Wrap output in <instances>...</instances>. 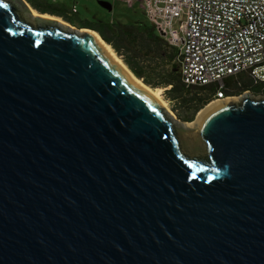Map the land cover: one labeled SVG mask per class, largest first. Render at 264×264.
Here are the masks:
<instances>
[{
	"label": "water",
	"instance_id": "1",
	"mask_svg": "<svg viewBox=\"0 0 264 264\" xmlns=\"http://www.w3.org/2000/svg\"><path fill=\"white\" fill-rule=\"evenodd\" d=\"M73 27L0 0V264H264V97L187 128L191 154Z\"/></svg>",
	"mask_w": 264,
	"mask_h": 264
},
{
	"label": "built area",
	"instance_id": "2",
	"mask_svg": "<svg viewBox=\"0 0 264 264\" xmlns=\"http://www.w3.org/2000/svg\"><path fill=\"white\" fill-rule=\"evenodd\" d=\"M152 24L177 48L187 87L214 84L222 101L225 80L248 73L264 83V0H144ZM213 100V101H214Z\"/></svg>",
	"mask_w": 264,
	"mask_h": 264
},
{
	"label": "trees",
	"instance_id": "3",
	"mask_svg": "<svg viewBox=\"0 0 264 264\" xmlns=\"http://www.w3.org/2000/svg\"><path fill=\"white\" fill-rule=\"evenodd\" d=\"M88 27L98 32L122 58L129 70L153 89H164L173 110L183 122H192L197 114L214 100V84L187 87L181 68L175 61L177 48L159 35L152 23L133 21L129 24L91 22ZM225 94L232 96L250 91L264 92V83H257L248 73H240L225 80Z\"/></svg>",
	"mask_w": 264,
	"mask_h": 264
},
{
	"label": "rangeland",
	"instance_id": "4",
	"mask_svg": "<svg viewBox=\"0 0 264 264\" xmlns=\"http://www.w3.org/2000/svg\"><path fill=\"white\" fill-rule=\"evenodd\" d=\"M47 1L48 3L54 5L58 4L59 2H63V4H65L68 8H71L75 12V15H77L81 20L87 19L95 22L103 21V22H113L120 24H127L130 21H142L146 23L152 22V19L143 4L144 0H101L102 3H99L97 0H47ZM103 2L110 6V10H108L107 7L103 5ZM120 59L122 60V58ZM160 92L162 99L165 101L167 105V109L165 110L176 121L177 125H179L178 127L181 130L180 136L185 150L191 154H197L198 152H203L204 146L201 140L199 139L198 133L194 130H188L187 127H185L184 122L178 118L176 112L173 110V104L171 103V101L167 99L165 95V90L161 89ZM241 96L260 98V97H264V92L262 94H254L250 91H246L240 95L234 94L232 96H229L228 98L235 99ZM207 106H205V108ZM200 112L197 114L195 119L192 122H189L188 124H193L197 120V117L200 114Z\"/></svg>",
	"mask_w": 264,
	"mask_h": 264
},
{
	"label": "bare ground",
	"instance_id": "5",
	"mask_svg": "<svg viewBox=\"0 0 264 264\" xmlns=\"http://www.w3.org/2000/svg\"><path fill=\"white\" fill-rule=\"evenodd\" d=\"M31 12V15L33 17H42V18H46V19H51V20H55L57 22H59L60 24H62L63 26L73 30L74 27L71 26L70 24L64 22L61 18H57L54 16H50L48 14H41L38 11H36L35 9H33L31 6H28ZM86 31L92 35H94L98 42L102 45V47L106 50V52L109 54V56L111 57V59L116 62L119 66H121V68L128 74V76L130 77V79L136 83L141 89H143L144 91L148 92L152 97H154V99L164 108L167 109V105L165 103V101L162 99L161 97V89H153L147 85H145L140 79H138L130 70L129 68L123 63V61L120 59V57L116 54V52L114 51V49L108 45L103 38L96 32L93 30H87V29H82L81 30ZM241 97H237L235 99L232 98H227L225 100L222 101H214L212 103H210L205 109H203L200 114L197 117V120L193 123V124H186L185 127L187 128H191V127H196L199 126L201 123V120L211 111H213L214 109L218 108L219 106L223 105L224 103L228 102V101H235V100H239ZM166 111V110H165ZM167 112V111H166Z\"/></svg>",
	"mask_w": 264,
	"mask_h": 264
},
{
	"label": "flooded vegetation",
	"instance_id": "6",
	"mask_svg": "<svg viewBox=\"0 0 264 264\" xmlns=\"http://www.w3.org/2000/svg\"><path fill=\"white\" fill-rule=\"evenodd\" d=\"M99 3H102L101 0H97ZM16 2L22 7V9L25 12H29L30 9L28 6H31L33 9L38 11L39 13L43 14H50L54 17H60L64 22L78 27V28H89L88 24L93 23V21L90 20H81L71 8H68L63 2H59L58 4H50L47 0H16ZM103 5L107 7L108 10L109 7L106 5V3L103 2ZM31 13V12H29Z\"/></svg>",
	"mask_w": 264,
	"mask_h": 264
},
{
	"label": "crops",
	"instance_id": "7",
	"mask_svg": "<svg viewBox=\"0 0 264 264\" xmlns=\"http://www.w3.org/2000/svg\"><path fill=\"white\" fill-rule=\"evenodd\" d=\"M106 5H107V6L109 7V9H110V6H109L108 4H106ZM73 12H74V11H73ZM74 13H75V12H74ZM93 22H95V21H93ZM101 22H102V21H101ZM130 22H133V21H130ZM130 22H129V23H130ZM129 23H127V24H129Z\"/></svg>",
	"mask_w": 264,
	"mask_h": 264
}]
</instances>
